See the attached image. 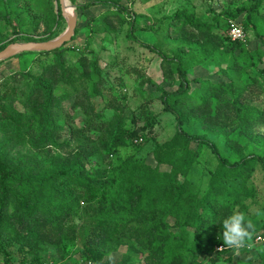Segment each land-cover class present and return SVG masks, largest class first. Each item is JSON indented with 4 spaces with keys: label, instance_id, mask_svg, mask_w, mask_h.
<instances>
[{
    "label": "trees",
    "instance_id": "1",
    "mask_svg": "<svg viewBox=\"0 0 264 264\" xmlns=\"http://www.w3.org/2000/svg\"><path fill=\"white\" fill-rule=\"evenodd\" d=\"M15 1L0 0V21L7 25H12L10 21L18 16L20 7L33 9L29 3L21 6L22 2ZM120 1L93 0L78 4L77 8L83 11L96 5L113 7L104 12L102 19L100 15L88 21L83 45L67 47L66 43L50 52H38L37 55L52 58L44 72L25 71L21 79L9 77L0 82V257L3 264H46L40 256L44 245L58 251L71 250L74 236L64 234L62 224L78 209L90 217L83 256L85 263L92 264H110L104 260L106 254L122 245L128 248L125 264H132L135 252L142 255L144 264H203L202 256L229 249L216 250L224 245L218 238L223 230L222 218L236 211L244 213L252 223L256 219L257 211L251 212V206L259 203L258 189L250 181L259 170L264 185V141L252 130L264 128V109L258 111L251 100L255 101L256 93L264 94V67H257L264 62V0H248L235 10H209L204 15H198L192 6H179L162 15L155 30L142 26L150 22L149 17L120 5ZM56 2L57 14H52L49 22L52 26L63 22L59 0ZM70 2L76 4V0ZM23 11L19 9V13ZM239 16L247 39L232 41L225 29ZM39 23L42 22L38 20ZM124 23L129 24L126 38L159 58L161 84L134 62L121 63L110 58L101 66L100 53L90 49L91 37L101 35L107 42L110 34L118 33L117 26ZM77 32L78 27L72 40ZM144 32L150 33L155 42L139 40L137 33ZM249 34L263 49L258 54H251L248 49ZM20 38L27 42L46 41L16 36L2 44L0 50ZM65 48L76 55L74 66L66 63ZM244 56H247L245 65L241 62ZM200 69H216L217 78L191 80L190 75ZM113 70L117 76H112ZM192 81L199 85L193 89L194 94ZM131 82L141 97L148 85L160 93L163 111L176 120L175 133L163 143L149 139L147 134L154 127L153 112L141 104L136 110L144 112L145 122L141 123L136 110L130 108L133 118L128 127L127 120L119 118L111 146L114 149L125 146L126 138L151 142L149 154L156 163L154 167L139 155L114 165L110 176L100 170L90 171L84 164L88 155L86 148L71 153L53 173L41 168L32 174V170L14 167L9 162L5 150L15 140L18 141L15 146L28 144L30 149L42 151L40 147L46 144L58 146L56 140L64 132L86 136L85 126L73 128V115L64 113L63 109L68 130L60 128L57 121L59 85L74 86L72 110L80 109L90 116V127L100 131L103 113L96 110L91 99L104 91L108 110L115 111L116 100L128 98ZM195 123H200L207 133L224 136L226 146L235 155L223 154L217 142L206 133L185 130V124ZM108 130L111 134L114 131L110 127ZM241 132L249 133L250 140L256 137L262 143L261 150L252 146L245 153L241 140L231 137ZM89 138L87 141L92 146L94 141ZM204 151L215 160V166L208 170L201 165ZM161 166L169 170L161 171ZM255 231L254 228L250 235ZM10 245L17 247V263L7 250ZM219 259L209 257V264Z\"/></svg>",
    "mask_w": 264,
    "mask_h": 264
},
{
    "label": "rangeland",
    "instance_id": "2",
    "mask_svg": "<svg viewBox=\"0 0 264 264\" xmlns=\"http://www.w3.org/2000/svg\"><path fill=\"white\" fill-rule=\"evenodd\" d=\"M93 0H76V4H73L68 1L69 5H73L76 7L74 10L77 16V26L78 32L75 39L71 40L67 43V47L71 46H81L84 44L86 39L85 29L88 21L99 18L102 19L104 16V12L106 10L111 9L113 6H95L86 10H80L77 8V5L84 4L87 2H91ZM16 3L22 2L21 6L29 3L32 5V10L19 9L24 10L22 13H19V9L16 12L18 14L17 17H13L10 21L12 25L5 24L0 21V46L5 44L6 42L11 41L16 36L25 37L31 36L34 39L42 40L46 39L52 40L60 36L64 30L66 29V22L63 18L62 25H58L54 23L52 26L50 22L51 15L57 14V2L56 0H16ZM248 3V0H121L120 5L127 6L129 9L134 10L136 13L149 17L150 22L142 24V26L146 29L155 30V26H157L158 19L167 13H170L171 10L176 9L179 6H192L193 9H196L198 15H204L205 12L208 11H221V10H235L239 5ZM27 8V7H24ZM211 8V9H209ZM26 10V11H25ZM106 13V12H105ZM38 20L42 23H38ZM46 20V24L44 22ZM242 16L237 17L236 19L230 21L229 26L225 29V33L230 28L231 24H241ZM51 27V29H49ZM101 25H97L96 30L100 29ZM129 24L124 23L120 26H117L118 33L110 34L107 42L104 41L99 35V37L93 36L91 37L90 49L94 53H100V64L104 66L110 58H115L118 62H134L140 65V67L145 68V74L152 76L155 82L160 83V73H159V58L150 53L147 49L139 47L135 42L129 41L126 38V34L128 31ZM16 32V34L14 33ZM50 31V32H49ZM15 34V35H14ZM51 34V36H50ZM101 34V33H100ZM137 38L142 42L146 43H154L150 33H137ZM249 51L251 54H258L263 49L254 37L249 34ZM21 39V38H20ZM16 42H27L25 40H18ZM15 43V42H13ZM11 44V43H10ZM65 46V47H66ZM66 47V48H67ZM65 48V49H66ZM36 51H29L20 53L14 57L3 60L0 62V82L4 79H8L9 77H16L21 79V74L25 73V71L32 72L33 74H38L44 72L45 68L52 62V58L50 56H41L37 55ZM64 57L66 58V63L68 65L74 66L76 64V55L69 52L67 49L64 53ZM247 56L242 57L241 62L243 65L247 64ZM257 59H255L256 61ZM258 68L264 67V62H260L257 66ZM211 70L206 71L204 69L198 70L194 74L190 75L191 80H195L198 77H210L211 80L217 78L215 71ZM112 76H117V71H112ZM69 76L70 73H69ZM127 80V79H126ZM162 83V82H161ZM160 83V84H161ZM75 85V83L73 84ZM68 83L61 84L58 86V92L61 94L60 101L58 103V124L60 128L63 130H68V126L65 125V114L70 113L73 115V128L84 127V132L86 136H76L71 133H62V136L56 140V145L54 144H46L41 146V150L38 149H30L28 144H22L15 146L18 141H14L7 147L5 152L8 154L9 162L14 166H22L24 170H32V174L38 172L41 168H44L46 171L55 172L56 169L64 163L75 151L86 148L88 150L87 157L85 158L84 164L85 167L90 171L100 170L106 173V175L110 176L112 172V167L114 165L119 164L122 160L126 159L130 156H144L146 162L151 166H155L156 163L153 160L152 156L149 154L152 143H144L142 141L134 142L131 139L126 138V145L120 146L114 149L111 146V141L114 136V132L117 127L116 124L119 123V118L127 120L126 126L128 127V122H131L133 118V114H131L130 108L132 110H136L139 108L141 104H143V108L148 106L153 112V124L154 127L150 132H148V138H154L155 141L159 143H163L168 141L175 133V118L166 113L162 109V105L160 103L159 95L154 91V88L150 85L147 86V91H145L144 97H141L135 90L136 86L133 82L129 85L128 98L124 97V100L118 99L116 100V110L111 111L108 110L107 104L108 100L105 97V92L102 91V95L96 98L91 99V102L94 106H96V110H100L103 113V119L101 123H103V128L100 131H95L90 127V116L84 115V113L78 110H72L71 105L74 100V86L70 87ZM75 86H78L76 84ZM19 88H22V84H20ZM199 85L196 82L192 81L191 89H198ZM67 92L68 94L64 96L62 92ZM57 92V91H56ZM194 94V90L191 91ZM107 95V94H106ZM255 101L251 100L252 106L256 107L258 111L264 109V94L255 95ZM195 99V98H194ZM192 102H196L193 101ZM145 105V106H144ZM146 107V108H148ZM64 110V113L61 110ZM125 111H124V110ZM121 110V112H120ZM137 115L141 118V123L145 122L144 112L136 110ZM87 122V123H85ZM124 122V121H123ZM122 122V123H123ZM84 125V126H83ZM185 130L189 133L196 134H207L211 136L218 144L222 153L233 157L235 153L232 152L225 144L224 136H216L207 133L206 129L200 124L195 123L193 125L185 124ZM111 129H114L113 133H109ZM254 135H260L259 140L264 141V128H254L252 130ZM249 133H235L231 137L241 140L244 152L247 153L250 150V147L254 146L257 150H261L262 143L258 140H255L256 137H252L251 140L248 139ZM87 137L94 141L91 143L92 146L87 141ZM2 139L0 133V140ZM133 142V143H132ZM254 143L253 145L250 144ZM143 143V144H142ZM15 146V147H13ZM260 148V149H259ZM32 150V151H31ZM201 165H205V170L211 169L215 166V160L213 157L209 155L208 152L204 151L203 156L201 157ZM32 161V162H30ZM203 165V166H204ZM161 171H168L169 167L161 166ZM200 171L199 170L197 172ZM253 185H255L258 189L257 195V204H253L251 206V212H256V219L253 223L255 232L250 235L247 240V244L245 247L250 245V248H243V250L236 249H227L222 253L212 252L207 257H201L203 259V264H209L208 258H220L215 264H259L264 261V245H260L261 243L254 242L256 236L254 234H262L264 235V209H260V207L264 206V185L261 179V172L259 170L254 172V175L250 181ZM81 205V204H80ZM82 207V205H81ZM71 218L69 220L63 221V232L66 234H70L72 237V241L70 242L69 251H58L55 248H51L49 245H44L40 250V256L45 260L46 264H87L85 263L83 256V245L85 243L84 235L88 232V225L90 217L81 213V210L78 209L75 212H71ZM221 234H219L220 236ZM222 241V240H221ZM223 242V241H222ZM9 244V243H8ZM17 247L15 245L7 246V250L11 253L12 260L17 263L19 256L16 253ZM245 249V250H244ZM128 254V248L126 245L119 246L115 251H111L107 253L104 260L105 262H109L110 264H125L124 258ZM132 264H144L143 257L141 254L135 252L132 255ZM231 259V261H227V259ZM0 264H3V259L0 257ZM88 264H92L89 262ZM105 264V263H103Z\"/></svg>",
    "mask_w": 264,
    "mask_h": 264
},
{
    "label": "water",
    "instance_id": "3",
    "mask_svg": "<svg viewBox=\"0 0 264 264\" xmlns=\"http://www.w3.org/2000/svg\"><path fill=\"white\" fill-rule=\"evenodd\" d=\"M69 0H59L62 17L66 22V29L55 39L40 42H15L0 50V62L14 57L23 52H50L70 42L75 34L77 16L74 12L75 6L68 4Z\"/></svg>",
    "mask_w": 264,
    "mask_h": 264
},
{
    "label": "clouds",
    "instance_id": "4",
    "mask_svg": "<svg viewBox=\"0 0 264 264\" xmlns=\"http://www.w3.org/2000/svg\"><path fill=\"white\" fill-rule=\"evenodd\" d=\"M222 233L218 237L223 241L224 247L229 249H240L245 246L251 231L254 229L253 223L241 212H232L221 220Z\"/></svg>",
    "mask_w": 264,
    "mask_h": 264
},
{
    "label": "built area",
    "instance_id": "5",
    "mask_svg": "<svg viewBox=\"0 0 264 264\" xmlns=\"http://www.w3.org/2000/svg\"><path fill=\"white\" fill-rule=\"evenodd\" d=\"M227 35L232 41H236V40L245 41L247 39V34L245 33L244 29L242 28V26L240 24H231L230 28H229V30L227 32ZM254 242H256V243H264V235H262V234L256 235V237L254 239ZM244 247H242V248H244ZM226 248L227 247H224V245H220V246H218L216 248V250L217 251H221V250L226 249ZM245 248H247V249L250 248V245H248Z\"/></svg>",
    "mask_w": 264,
    "mask_h": 264
}]
</instances>
